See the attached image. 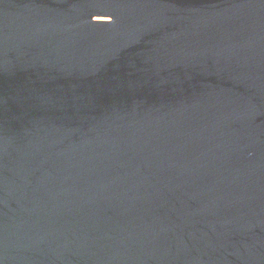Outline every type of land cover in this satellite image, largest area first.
<instances>
[{
    "label": "water",
    "instance_id": "95a60500",
    "mask_svg": "<svg viewBox=\"0 0 264 264\" xmlns=\"http://www.w3.org/2000/svg\"><path fill=\"white\" fill-rule=\"evenodd\" d=\"M0 264H264V0H0Z\"/></svg>",
    "mask_w": 264,
    "mask_h": 264
}]
</instances>
